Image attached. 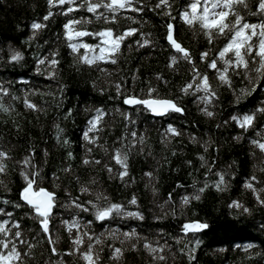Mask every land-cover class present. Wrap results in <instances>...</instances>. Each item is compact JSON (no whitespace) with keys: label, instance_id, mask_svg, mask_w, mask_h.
I'll return each mask as SVG.
<instances>
[{"label":"trees","instance_id":"trees-1","mask_svg":"<svg viewBox=\"0 0 264 264\" xmlns=\"http://www.w3.org/2000/svg\"><path fill=\"white\" fill-rule=\"evenodd\" d=\"M173 3L172 15L176 17L177 11L186 3V0H170ZM251 11L256 10V0H246ZM156 0H143V5H154ZM142 5V6H143ZM47 10L46 0H0V84L8 87L10 93L17 97L12 100L4 97L5 106L11 105V110H0V148L7 151L10 159L6 162V172L0 174V207L13 212L14 219H22V230L25 237L31 241V236L37 230L36 223L24 218L28 211L26 208L13 209L12 204L18 201L22 178L19 169L22 165L17 162L28 154L30 149L35 150L32 162L40 166L43 175L51 177L56 171L60 179L59 188L52 189L58 194L61 201L64 200V189L67 188L73 197L80 196L81 200L94 199L96 191H102L112 202L125 204L129 210H139L144 215V220L131 218L117 220L111 224L95 222L90 231L99 234L107 229H119L129 231L136 229L142 236L150 240L165 241L171 245L172 252L177 253L175 264H264V206L260 205L250 189L244 185L249 182L251 176H256V181H251L257 188L264 186V154L258 147L251 144L253 139H264V112H257L253 126L243 131L230 120L227 124L223 121L230 114L252 112L256 106L264 101V80L257 86V90L251 95L244 96L239 103L235 102V93L247 87V81L243 73L239 76L232 75V87L217 86L214 78V70L206 69V64L198 60L201 51L208 50L209 58L214 55L218 46H222L223 40H214L208 45L202 34L189 28L177 17L174 23V36L183 47L189 49L197 68L201 72L207 71L209 82L218 93L215 105L214 118H208L202 114L195 102V97L184 95L179 97V103L184 108L183 114L165 115L163 117L153 115L151 112H142L140 108L134 111L128 105L122 103V99L115 93L111 82L120 77L127 78L129 91L133 88L132 72H136L134 81L135 91L145 89V81H150L158 88L161 96L177 97L179 89L191 79V72L184 61H180L174 68H168L170 50L163 39V23L167 19L153 11H145L135 14L142 17L139 25L145 33H151V39L155 47L145 46L138 48L134 43L131 48L122 45L123 55L116 65L99 62L98 65L87 66L76 61L74 54L66 47L62 37V17L58 12L50 17L46 27L37 30L33 35L30 25L34 20H39ZM238 10L244 11L238 7ZM131 14V13H128ZM72 15L79 18L85 15L92 18V14L77 12ZM250 22H255L257 17L248 15ZM131 22L118 14L115 23L104 24L96 21L86 25L89 31H96L102 27H111L114 30H122ZM60 35V39L57 36ZM31 37V38H30ZM87 43H98V38L84 37ZM11 51H19L21 59L16 62L9 61ZM56 52L58 64L54 67L43 64L41 71L37 73L35 60L37 58ZM83 49H81V53ZM100 68L107 69V73ZM119 69V72H117ZM48 71L54 72L49 77ZM156 74H161L168 81L167 84L158 82ZM95 83V87H93ZM104 91L101 92L100 89ZM37 105V109L25 107L24 101ZM202 107V105L200 106ZM101 108L108 113L103 118L102 130L99 133L100 143L105 144L111 152L117 137L125 136V144L129 143L128 130L137 132V143L131 149L128 161V176L123 181L117 173L119 166L110 161L99 148L93 147L92 157L101 158L113 166V172L109 174L100 165H84L82 159L86 153L87 142L83 139V131L87 129V120L95 114V109ZM69 110H71L69 114ZM119 110V111H118ZM121 112L131 113L134 124L128 123L127 128ZM171 122L182 130L183 135L174 137L165 133L167 124ZM220 124V127H217ZM56 125L63 130L60 133V142H57ZM259 132L261 135H257ZM91 135V134H90ZM195 135L199 143L192 142ZM143 137V142L139 138ZM239 137V139H233ZM64 138L68 143L64 144ZM203 141H210V146L205 152ZM47 150V155L44 150ZM71 151V158L66 152ZM175 151V155H173ZM199 155H204L211 162L215 159L213 171L225 169L232 175L226 176L227 188L218 191L213 182L218 179L212 173L204 177L205 167H201ZM191 161V165L187 161ZM232 165L228 169V165ZM65 166H70L71 171H60ZM153 172L151 178L144 175ZM191 173V175H189ZM79 178V184L73 179ZM129 177L134 178L131 181ZM95 179L96 183H89ZM207 179L208 187L201 194L200 200H192L189 204H179L180 195L191 193L193 180L197 181V187L202 186ZM257 181L259 183H257ZM184 187L179 188L177 184ZM80 184H86L92 189L91 196L79 193ZM145 185H149L145 187ZM155 185L158 194L153 197L151 186ZM45 187L51 188L47 182ZM172 192L176 200V214L166 206L165 210L157 207V204L167 198ZM135 194L138 206L128 205L127 201ZM264 198V193L260 194ZM7 199L9 203L3 204ZM233 200L238 201L242 207H247L245 213L242 208L229 207ZM71 211V209H69ZM167 212V214H165ZM64 214L65 219L70 217L64 209H58L57 214ZM85 219H92L88 213L82 214ZM155 217H161L156 219ZM6 218V217H5ZM199 221L208 225L207 229L189 231L185 234L181 231L186 222ZM50 235L56 241L58 252L65 253L70 247L68 233L64 226L56 219L53 220ZM174 237L180 238L176 243ZM122 238V237H121ZM85 244L87 237L84 238ZM199 240L200 243L195 242ZM34 247L30 250L29 258L25 264H45L46 260H57L59 257L51 256L50 246L42 236L37 237ZM121 246L119 241H113L110 237L103 238V251L100 252L99 264H112L108 260L109 244L123 247V256L119 264H152L151 257L143 248V242L137 244V249L132 250L130 243ZM253 245L246 250L247 245ZM185 245L187 247L185 248ZM23 251H28L26 245L19 246ZM195 248L191 252V260L187 256L179 254V249ZM169 255L167 250L164 253ZM64 264H83L79 255H63ZM167 264H173L169 258Z\"/></svg>","mask_w":264,"mask_h":264},{"label":"snow or ice","instance_id":"snow-or-ice-1","mask_svg":"<svg viewBox=\"0 0 264 264\" xmlns=\"http://www.w3.org/2000/svg\"><path fill=\"white\" fill-rule=\"evenodd\" d=\"M46 4L47 10L45 14L39 20H34L30 25L33 35H35L37 30L45 28L47 26L45 22L58 12L64 17L61 28L66 47L74 54L77 62L87 66L98 65L99 62L116 65L119 58L123 55L122 45L131 48L134 43L138 48L145 46L155 47V42L151 39V33L143 32L140 27L131 26L132 24L139 25L143 22V18H137L135 14L143 13L147 10L167 18L162 25L165 30L163 39L170 50L167 67L174 68L182 60L186 62L191 72V79L179 89V96L177 97L161 96L158 88L147 80L144 82L146 91L142 88L137 93L134 81L137 78L136 72H138V68L133 70L131 74L133 80L131 91L127 87L126 77H120L112 81L111 86L114 87L116 95L122 99L124 105L130 106L133 111L138 107L142 112H151L153 115L161 117L183 114L184 108L179 103V97L191 95L195 97V102L203 115L208 118H214L216 114L214 109L218 100V93L209 82L207 71L201 72L197 68L189 49L183 47L174 36L173 21L177 17L181 22L193 29L194 35L197 32L202 34L208 45H212L214 40H223L222 46H218L215 49L214 55L211 58H209V52L212 49L209 48L208 50L199 52L198 60L206 64V69L214 70L213 74L217 80V86L231 88L232 75L239 76L243 73L244 79L248 83L247 87L241 89L239 93L234 92L236 103H239L244 96L251 95L253 91H256L257 86L264 80V0H256L255 11H251L249 3L246 0H186L185 5L177 11L176 17L172 15L173 3L170 0H156L154 5H143V0H46ZM238 7L244 11L238 10ZM77 12L92 14V18L96 21H103L104 24L115 23L119 14L131 23L124 26L122 30L102 27L96 31H89L86 25L92 22V18L85 15H80L77 18L72 15ZM248 15L257 17V20L250 22L246 18ZM84 37L98 38L99 42L87 43L82 39ZM60 38V35H58L57 39L59 40ZM81 49H83L82 53ZM56 56L57 53L53 51L49 55L37 58L35 60L37 73L41 71L40 65L47 64L52 67L57 65L58 60L55 58ZM8 59L10 62L19 61L21 53L19 51H11ZM100 71L107 73V69L105 68H100ZM117 72H119V69H117ZM107 74L112 75V73ZM47 75L52 77L54 76V72L48 71ZM156 80L164 84L168 83L161 74H156ZM93 87H95V83H93ZM100 91L103 92L104 89L101 88ZM4 97H9L12 100L17 99L16 96L10 93L8 87L0 84V110L8 112L11 110V105L5 106L3 103ZM24 104L25 107L33 110L37 109V105L30 103L28 100H25ZM201 105L202 107H200ZM70 112L71 110H69V114ZM257 112H264V101L261 102L260 106H256L252 112L230 114L223 123L227 124L230 120L239 129L247 131L253 126ZM106 115L108 113L103 109L96 108L95 114L87 120L88 127L83 131L82 135L87 145H89L86 147L88 155L82 159V164L100 165L111 174L113 166L110 163L104 162L101 158L91 156L93 147L99 148L109 157L110 161H114L115 165L119 166L117 175L123 181L128 176L129 154L137 143L138 134L136 131L129 129V143L125 144V140L127 139L125 136L117 137L116 141L113 142L114 147L110 152L105 144L100 143L99 135L102 130L103 118ZM121 115L124 121L127 122L125 124L126 128L128 123H135L131 119V113L121 112ZM217 127H220V124H217ZM56 129L57 142L59 143L60 133L63 130L59 125H56ZM165 133L171 134L174 137L183 135L182 130L175 127L171 122L167 124ZM257 135L261 134L257 132ZM233 139H239V137H233ZM139 141L142 143L143 137H140ZM191 141L199 143L195 135L191 137ZM63 143H68L67 138H64ZM251 144L258 147L261 153L264 154V139H253L251 140ZM209 146L210 141H203L202 147L205 152H207ZM34 154L35 150L30 149L28 154L17 162L22 165L19 169V175L23 183L18 192V201L12 204V208H26L28 210L24 218L33 220L37 226L35 234L31 236V241H35L40 236L44 237L50 246L49 251L51 256L59 257L55 261L51 259L46 260L45 264H64L63 255H79L83 264H99L101 259L100 252L103 251L102 243L105 236L110 237L113 241L118 240L121 246L125 245L126 242L135 241L130 243L132 250H136L137 244L142 241V246L151 257L152 264H167L169 258L175 264L177 253L172 252L171 245L167 241L161 244L159 240H150L149 237L142 236L134 228L129 231L109 228L99 234L90 231L91 225L95 222L111 224L112 222L126 218L143 221L144 215L139 210H129L125 204L112 202L102 191H96L94 199L81 200L80 196L73 197L71 192L65 188L64 200L61 201L57 192L52 190L60 187V184L57 183L60 179L59 175L56 171H53L51 177L43 175L40 166L32 162ZM44 154L47 155L46 149L44 150ZM172 154L175 155V151ZM66 156L71 158L73 154L71 151H68L66 152ZM198 158L201 161V167H205L204 177L207 178L210 173L218 177L213 182V186L218 191H224L227 188L225 178L226 176L230 177L232 173L225 169L213 171L215 159L209 162L204 155H199ZM8 159H10L8 152L0 148V174L6 172L7 164L5 161ZM191 163L190 160L187 161L188 165H191ZM227 168L231 169L232 165H228ZM60 171L69 173L71 167L65 166ZM144 175L151 178L153 172L149 171L144 173ZM73 179L79 184L78 177H73ZM129 179L134 181V178L129 177ZM256 180V176L253 175L244 186L250 189L256 201L264 206V198L260 195L264 193V186L260 188L255 187L251 181ZM45 182L50 184L51 188L43 186ZM2 183L3 181H0V184ZM89 183L95 184L96 181L92 179ZM257 183L259 182L257 181ZM196 185L197 181L193 180V184L191 185L193 191L180 195L179 204L181 206L189 204L192 200H200L201 194L208 187L207 179H205L202 186L197 187ZM148 186L145 185V187ZM177 187L182 188L184 186L178 183ZM78 190L81 195L91 196L93 194L92 189L86 184H80ZM151 192L153 197H156L158 189L155 185L151 186ZM2 203L7 205L9 201L4 199ZM176 203L173 193L169 192L167 198L158 203L157 207L163 211L168 206L172 214L175 215ZM127 204L138 206L135 194L131 196ZM233 206L242 208V211L245 213L249 212L247 207H242L236 200H233L229 205V207ZM58 209H64L70 218L65 219L63 213L58 215ZM84 213H88L92 219H85L82 215ZM155 218L160 219L161 217ZM54 219L64 226L69 236L70 247L63 254L58 252L56 246L59 236L54 241L50 235ZM207 228L208 225L206 223L193 221L184 223L181 231L187 234L190 230L197 231ZM85 237H87L86 244ZM173 239L176 243H180L179 237H174ZM31 241L25 237L22 230V219H14L13 212L0 207V264H25V259L29 258L30 250L35 246ZM195 243L199 244L200 241L197 240ZM25 245L28 251H23L19 247ZM186 247L187 245H185ZM252 247L253 245L249 244L246 246V250ZM108 248L110 249L108 260L112 264H119L123 256V247L109 244ZM166 250L169 253L167 256L164 254ZM194 250V247L188 249V251L181 248L179 249V254L187 256L191 260L193 258L191 252Z\"/></svg>","mask_w":264,"mask_h":264},{"label":"water","instance_id":"water-1","mask_svg":"<svg viewBox=\"0 0 264 264\" xmlns=\"http://www.w3.org/2000/svg\"><path fill=\"white\" fill-rule=\"evenodd\" d=\"M191 231V230H190Z\"/></svg>","mask_w":264,"mask_h":264}]
</instances>
